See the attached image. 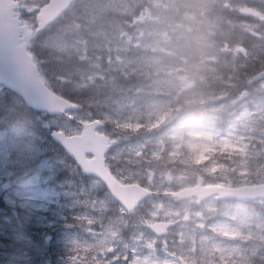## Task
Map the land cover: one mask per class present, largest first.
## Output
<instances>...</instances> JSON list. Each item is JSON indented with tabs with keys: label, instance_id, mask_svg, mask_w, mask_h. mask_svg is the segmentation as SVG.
I'll list each match as a JSON object with an SVG mask.
<instances>
[{
	"label": "rangeland",
	"instance_id": "374dc122",
	"mask_svg": "<svg viewBox=\"0 0 264 264\" xmlns=\"http://www.w3.org/2000/svg\"><path fill=\"white\" fill-rule=\"evenodd\" d=\"M123 1L85 4L86 14L70 28L29 39L32 48L47 50H40L43 64L50 63L44 58L54 52L63 53L64 61L72 63L85 80L82 83L100 85L85 107L70 112V118L39 114L43 132L59 129L79 134L80 122L98 118L105 122L100 133L120 141L109 153L110 170L124 182H133L128 177L144 171L136 163L143 157L146 178L138 181L158 191L172 188L168 185L193 187L200 177L205 179L202 187L264 179V80L250 86L248 73L252 68L264 70V1L249 0L240 14L234 8V36L232 25L208 14L214 9L212 0ZM182 8L202 12L200 28L211 50L205 57L209 79L222 84L224 78L234 77V82H230L232 92H216L213 108L203 119L189 118L175 126L172 111L156 99L162 93L146 92L141 82L162 57L171 55L166 42L173 30L179 34L187 30L185 25L193 28V21L186 18L181 23L176 15ZM191 87V82L184 85L185 90ZM5 94L0 87V98ZM3 122L4 118L0 122V264H29L50 250L47 245L53 238L62 239L55 252L66 257L72 248L68 242L80 244L76 225L86 221L106 217L103 225H145L154 217H173L178 222L188 216L193 219L190 235L199 233L197 246L207 264L256 262L258 245L252 239L259 229L264 231V204L241 206L218 196L202 206L196 199L178 203L151 199L141 210L125 214L101 181L88 177L86 182L76 168L74 178L60 174L70 169L69 162L56 156V147L45 136L39 144V135L33 139L20 126L2 129ZM117 154L123 165L116 164Z\"/></svg>",
	"mask_w": 264,
	"mask_h": 264
},
{
	"label": "water",
	"instance_id": "95a60500",
	"mask_svg": "<svg viewBox=\"0 0 264 264\" xmlns=\"http://www.w3.org/2000/svg\"><path fill=\"white\" fill-rule=\"evenodd\" d=\"M70 1H61L60 7L54 8L58 11L50 14L46 21L45 18H41L42 24L38 30H42L48 22L59 14L60 10H65ZM16 7L17 3L0 0V83L20 94L29 106L38 111H47L54 115L65 114L67 110L77 108L71 101L51 91L42 80L37 66L33 63L32 56L27 52V44L20 43V34L22 31L27 32V27L20 26L19 19L13 18L10 11ZM48 9L46 8L44 12L47 13ZM263 77L264 72L258 75L257 79ZM82 125L84 126L82 135L67 136L63 132L54 131L52 136L77 161L80 167L89 174L102 179L108 185L113 196L124 207L131 210L151 192L140 188L138 185H122L107 170L105 154L112 144L108 145L107 138L96 132V128L101 127L103 123L95 121L82 123ZM87 154H92L95 157L89 160ZM199 183H202V179L199 180ZM214 194H219L221 198L228 199H256L264 196V185L242 188H206L205 190L199 186L180 192L178 195L181 198L197 195L200 203Z\"/></svg>",
	"mask_w": 264,
	"mask_h": 264
},
{
	"label": "flooded vegetation",
	"instance_id": "af4514ba",
	"mask_svg": "<svg viewBox=\"0 0 264 264\" xmlns=\"http://www.w3.org/2000/svg\"><path fill=\"white\" fill-rule=\"evenodd\" d=\"M19 1L23 3L17 13L23 20L28 21H36L40 8L50 2V0ZM261 184H264V179L234 186ZM158 196L162 194L159 193L156 197ZM171 200L179 201L176 198ZM234 203L255 208L264 204V199L246 202L234 200ZM137 211L139 209L132 213ZM124 213L127 214L125 211ZM159 219H166L163 221L169 219L171 222L173 217H156L153 222L160 221ZM102 223L104 220L88 222V225H76L80 231L77 234L79 242L85 243L86 249L79 244V251L74 252L70 248L69 252L65 253L66 257H63L64 253L55 252L56 246L63 242L62 239L53 238V242L47 245L50 250L48 248L45 250L51 253L43 251L37 260H32L29 264H207L206 256L199 252L197 246L199 233L190 235L193 225H179V222L173 220L172 225H164L163 234H158L148 222L147 225H101ZM259 230L264 232L262 228ZM260 232L258 231L257 238L252 239L258 245L256 262L253 264H264V235ZM195 239L197 241L192 244Z\"/></svg>",
	"mask_w": 264,
	"mask_h": 264
},
{
	"label": "clouds",
	"instance_id": "9594fccd",
	"mask_svg": "<svg viewBox=\"0 0 264 264\" xmlns=\"http://www.w3.org/2000/svg\"><path fill=\"white\" fill-rule=\"evenodd\" d=\"M176 15L181 23L186 18L193 21V28L185 25L187 30L179 34L173 30V34L166 42V46L171 49V55L162 57L154 66L153 73L144 76L141 87L148 93H162L156 99L162 107L172 111V123L179 126L189 118L196 121L203 119L213 108L212 101L216 99V89L215 78L209 79L211 69L205 62V57L211 54V50L206 45L200 28L202 21L198 17L202 15V12L196 8H182ZM188 82H191L193 87L185 90L184 85ZM192 100L196 103H186ZM143 159L142 157L136 160V163L144 171L130 174L128 177L133 182L146 178ZM115 162L117 165L124 164L119 154ZM149 163L152 162L149 161ZM173 167L177 168V166ZM154 170H156L155 167ZM168 170L171 171V169ZM167 187H173V185Z\"/></svg>",
	"mask_w": 264,
	"mask_h": 264
},
{
	"label": "trees",
	"instance_id": "16d2710c",
	"mask_svg": "<svg viewBox=\"0 0 264 264\" xmlns=\"http://www.w3.org/2000/svg\"><path fill=\"white\" fill-rule=\"evenodd\" d=\"M238 5L241 4V0H235ZM236 4V5H237ZM235 6V3H234ZM237 15L234 14V20H236ZM42 57V56H41ZM42 59V58H41ZM48 60H51V64L43 65V73H44V78L48 82L49 86L58 94L66 97L67 99L81 105L82 107H85L87 104V101L90 99V95L92 94L93 91H96L99 89L100 85L93 84V85H85L86 83H82L80 78L78 77H73L70 75L68 68L73 67L72 63L66 62V67L62 66L61 64L57 62L58 65L55 66V61L53 59V55H50ZM258 71L254 68L250 69L248 71L249 74L254 75ZM216 92L220 94L224 93H229L232 92V89L230 87L226 86H216ZM10 93V92H9ZM29 110V123L26 124L25 129L26 131L29 132L30 135H32V138L35 135H39V137L45 136L46 140H49V143L53 146H57L60 151L62 149L60 148L59 145H57L50 137V133L47 132L45 134L43 132L44 127L42 126V123L39 119H37L38 116H36V113L32 111L31 109ZM11 115L14 114L15 118L18 117V113L15 111L10 112ZM47 135V136H46ZM35 138V137H34ZM45 140V142H46Z\"/></svg>",
	"mask_w": 264,
	"mask_h": 264
}]
</instances>
